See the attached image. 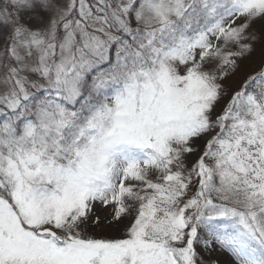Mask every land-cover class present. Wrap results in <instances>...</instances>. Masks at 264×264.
Returning a JSON list of instances; mask_svg holds the SVG:
<instances>
[{
    "label": "snow or ice",
    "instance_id": "6c2138e0",
    "mask_svg": "<svg viewBox=\"0 0 264 264\" xmlns=\"http://www.w3.org/2000/svg\"><path fill=\"white\" fill-rule=\"evenodd\" d=\"M0 264H264V0H0Z\"/></svg>",
    "mask_w": 264,
    "mask_h": 264
}]
</instances>
